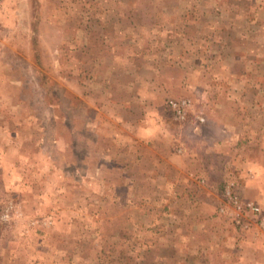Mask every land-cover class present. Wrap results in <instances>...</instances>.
<instances>
[{
	"label": "rangeland",
	"instance_id": "rangeland-1",
	"mask_svg": "<svg viewBox=\"0 0 264 264\" xmlns=\"http://www.w3.org/2000/svg\"><path fill=\"white\" fill-rule=\"evenodd\" d=\"M0 264H264V0H0Z\"/></svg>",
	"mask_w": 264,
	"mask_h": 264
},
{
	"label": "built area",
	"instance_id": "built-area-1",
	"mask_svg": "<svg viewBox=\"0 0 264 264\" xmlns=\"http://www.w3.org/2000/svg\"><path fill=\"white\" fill-rule=\"evenodd\" d=\"M183 103H181V105H182ZM173 105H176L175 103H173ZM183 106V105H182ZM176 112H177V114H179L180 115V113H181V109H176ZM236 200V199H235ZM248 206H250V208L251 209H253V210H257V207H254L253 205H248Z\"/></svg>",
	"mask_w": 264,
	"mask_h": 264
}]
</instances>
